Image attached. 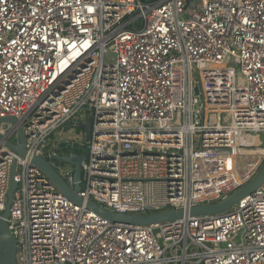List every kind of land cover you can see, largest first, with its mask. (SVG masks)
Listing matches in <instances>:
<instances>
[{"label":"built area","instance_id":"1","mask_svg":"<svg viewBox=\"0 0 264 264\" xmlns=\"http://www.w3.org/2000/svg\"><path fill=\"white\" fill-rule=\"evenodd\" d=\"M8 118L0 217L17 162L18 264H264V182L226 213L137 226L74 204L31 165L76 153L63 134L91 119L85 203L150 215L247 185L264 165V0H0ZM19 127L26 158L5 146ZM71 166L55 168L75 190Z\"/></svg>","mask_w":264,"mask_h":264},{"label":"water","instance_id":"2","mask_svg":"<svg viewBox=\"0 0 264 264\" xmlns=\"http://www.w3.org/2000/svg\"><path fill=\"white\" fill-rule=\"evenodd\" d=\"M13 122L17 123L15 119H5L0 120V123L4 122ZM18 138L20 140L19 145H14L12 143L6 142L5 146L7 149L14 151L21 158H26L27 149H26V137L22 127L18 129ZM0 140L2 137L0 136ZM80 150V149H75ZM87 158V152L81 154L73 153L71 156H52L53 160L59 161L60 163H68L74 167V178H75V190L72 189L68 183L63 179L59 174L57 169L52 165L48 160V157H33L31 159V165L40 169L43 174L55 185L57 190L63 194L67 199H69L74 204L79 206H86V209L95 213L101 219L107 220L111 223L119 224H131L137 226H150L155 224H163L168 222H173L177 220H182L185 217H198V216H216L231 210L235 205H238L239 202L253 193L257 188H259L264 182V165L257 173L255 178L249 182L244 187L240 188L236 192L229 195L227 198L212 204L197 205L189 210L185 209H174L166 212L155 213L150 215H123L117 214L111 211H108L102 208L97 203L92 201L84 202L80 198L77 192L80 191V179L82 173V162ZM18 172L17 162L13 165L12 170V180L11 186L7 197V203L5 211L0 217V264H18L17 262V242L16 238L13 235L10 226L7 222L10 216V209L14 197V193L18 188L16 182V176Z\"/></svg>","mask_w":264,"mask_h":264},{"label":"rangeland","instance_id":"3","mask_svg":"<svg viewBox=\"0 0 264 264\" xmlns=\"http://www.w3.org/2000/svg\"><path fill=\"white\" fill-rule=\"evenodd\" d=\"M5 126H7L5 124ZM91 131H92V122L91 119H85L84 121H80L79 127L74 128L73 130L67 131L63 134V138L67 140L65 143L66 151H74L75 149H80L81 152H87L88 151V144H86L87 141L91 139ZM262 143L264 144V136L261 135L260 137ZM257 145H259V139L257 138L256 142ZM61 152H64V148L60 149ZM55 165V167L59 170L62 167H65L66 165L70 166L68 163H60L59 161L53 160L52 161ZM72 167V166H71Z\"/></svg>","mask_w":264,"mask_h":264},{"label":"trees","instance_id":"4","mask_svg":"<svg viewBox=\"0 0 264 264\" xmlns=\"http://www.w3.org/2000/svg\"><path fill=\"white\" fill-rule=\"evenodd\" d=\"M76 153H81V151L80 150H74Z\"/></svg>","mask_w":264,"mask_h":264},{"label":"bare ground","instance_id":"5","mask_svg":"<svg viewBox=\"0 0 264 264\" xmlns=\"http://www.w3.org/2000/svg\"><path fill=\"white\" fill-rule=\"evenodd\" d=\"M257 138H258V137H254V142H256Z\"/></svg>","mask_w":264,"mask_h":264}]
</instances>
